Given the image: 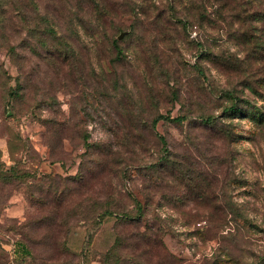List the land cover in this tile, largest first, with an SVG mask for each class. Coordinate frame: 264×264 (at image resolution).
Here are the masks:
<instances>
[{"label":"rangeland","instance_id":"374dc122","mask_svg":"<svg viewBox=\"0 0 264 264\" xmlns=\"http://www.w3.org/2000/svg\"><path fill=\"white\" fill-rule=\"evenodd\" d=\"M43 16L73 40L71 59L48 56ZM233 102L243 112H225ZM251 108L264 119V0H0V159L13 163V144L51 174L63 230L20 229L38 210L0 184V241L26 242L17 264H104L118 219L97 215L134 214L137 197L184 264H264V120ZM161 114L189 117L153 126Z\"/></svg>","mask_w":264,"mask_h":264},{"label":"trees","instance_id":"16d2710c","mask_svg":"<svg viewBox=\"0 0 264 264\" xmlns=\"http://www.w3.org/2000/svg\"><path fill=\"white\" fill-rule=\"evenodd\" d=\"M104 11H106V9H103V12ZM42 21L43 27H41L42 29L38 30V32H40V37L46 45L45 50L48 56L56 60L60 58L61 60L66 61L69 56L71 59V56L73 55L72 52L75 50L73 40L70 39V44L65 43L64 40L62 41L61 37L53 32L52 21L49 17L43 16ZM120 29V25H115V32H118ZM74 35L75 37H81L79 30H75ZM48 39L51 40V44L46 41ZM113 44L121 53L122 49L117 44V39L113 40ZM11 51L15 52V49L12 48ZM14 93L17 97H21V92L19 90ZM172 94H174V92H172ZM222 94L229 98L235 97L234 93L229 90H222ZM251 109L252 110L248 111V115H251L252 118L256 119L259 123L263 122L264 119L262 118V113L259 112L260 110L258 111L254 108ZM225 112L240 114L243 111L236 102H233L231 105L225 107ZM188 117L189 116L186 114L177 117L161 114L153 118L152 125L154 126L161 118L182 122L188 119ZM218 117L219 116L216 115H202L201 119L204 120L205 124L211 125L217 122ZM10 148L13 149H11L13 163L9 164L5 160L0 159V184H5L6 186H23V194L28 198L32 206H36L39 214L38 219L36 217L28 220L27 218L24 222L17 220L20 229L23 230L27 227L39 228L45 224L44 231L46 239H49L50 241L58 240L62 235L63 230L59 227L55 228L54 221L57 219V211L52 209L55 198L52 196V191L48 188V186L50 187L52 185L54 178L51 174L34 172L35 169H32L33 161L31 160V163H29L31 166L27 167V162H23L22 159L19 161L14 157L15 149L13 144ZM104 150L108 153L112 152L111 149L104 148ZM165 161L167 164L172 163L168 153ZM22 164L23 166L26 165L24 169H21ZM191 183L192 178L190 177L184 182H181L184 186H188ZM134 198L136 200V213L134 214L125 209L117 211L116 209H113L112 206H108L103 208L102 212L97 215L99 218L103 219V222H106L110 218L118 219L115 226V232L113 233V242L105 249L104 264H184L182 258L174 256L173 254H168V250L164 246L165 242L162 230L151 226L144 221L145 205L137 197ZM185 199L198 201L196 194L183 196L179 200L183 202ZM12 204L13 203L9 204L5 209H8ZM125 225L135 227L133 230L134 233L130 232V234H128L124 232L122 229ZM0 247L3 250L8 251L4 247V242L2 241H0ZM29 254L30 250L26 242L23 239H16L10 250L11 260L8 259L4 264H17L19 259ZM153 258H156L157 260H154Z\"/></svg>","mask_w":264,"mask_h":264},{"label":"crops","instance_id":"0c3cea01","mask_svg":"<svg viewBox=\"0 0 264 264\" xmlns=\"http://www.w3.org/2000/svg\"><path fill=\"white\" fill-rule=\"evenodd\" d=\"M0 145H3V143L2 144H0ZM3 151H7V149L5 148V146H2V148H1ZM11 159H12V156H11ZM3 160H5L7 163H9V161H7L6 159H3ZM5 245V247L7 246V249L8 250H11V249H9L10 248V245H8V244H4Z\"/></svg>","mask_w":264,"mask_h":264},{"label":"water","instance_id":"95a60500","mask_svg":"<svg viewBox=\"0 0 264 264\" xmlns=\"http://www.w3.org/2000/svg\"><path fill=\"white\" fill-rule=\"evenodd\" d=\"M124 34H125L124 32H123V33H121V35H120L119 37H120V38H122Z\"/></svg>","mask_w":264,"mask_h":264}]
</instances>
